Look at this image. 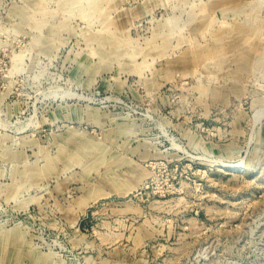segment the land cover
Segmentation results:
<instances>
[{
  "label": "rangeland",
  "instance_id": "obj_1",
  "mask_svg": "<svg viewBox=\"0 0 264 264\" xmlns=\"http://www.w3.org/2000/svg\"><path fill=\"white\" fill-rule=\"evenodd\" d=\"M0 264H264V0H0Z\"/></svg>",
  "mask_w": 264,
  "mask_h": 264
}]
</instances>
